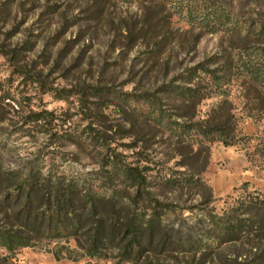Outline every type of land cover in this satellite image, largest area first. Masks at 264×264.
I'll return each instance as SVG.
<instances>
[{"label":"rangeland","instance_id":"obj_1","mask_svg":"<svg viewBox=\"0 0 264 264\" xmlns=\"http://www.w3.org/2000/svg\"><path fill=\"white\" fill-rule=\"evenodd\" d=\"M188 5L0 0V232L31 239L2 242L0 264H264V0H218L229 22L215 28L189 24ZM25 178L115 198L155 216L160 237L127 260L130 240L91 257L84 241L30 234L16 213L50 206L18 196Z\"/></svg>","mask_w":264,"mask_h":264},{"label":"trees","instance_id":"obj_2","mask_svg":"<svg viewBox=\"0 0 264 264\" xmlns=\"http://www.w3.org/2000/svg\"><path fill=\"white\" fill-rule=\"evenodd\" d=\"M183 1L190 3L186 7L188 12L185 15L189 24H194L198 20L204 26L209 25L210 16H214L215 20L212 28L217 27L218 24L223 25L229 22L228 15L223 12V8L218 6V0ZM210 74L212 80H219L218 76ZM179 92L185 96H192L186 95L182 91ZM157 110L160 111L159 108ZM152 117L157 122L163 120L161 115L153 114ZM123 174L125 176L123 183L134 189L142 188L144 192H139L143 195L140 197L145 203H149L152 196L146 189L147 181L142 173L138 170H125ZM195 182L194 177H186L176 182L168 180L165 185L183 187L185 185L193 186ZM17 185L19 186V197L30 199L34 192H41L43 198L47 199V205L50 206V209H43L42 212L36 213L35 210L42 209H32L31 206L24 205L16 213L21 230L36 234L40 238H74L80 245L84 241L89 247L88 255L91 257L99 256L102 250L120 247L130 240V245L124 249V258L128 260L132 253H141L160 237L157 233L158 224L155 216H150L148 219L140 216L132 217L130 209H124L122 203L114 201L115 198L109 199V201L104 197L93 195L79 184L69 183L66 185L51 183V181L40 183L35 178H25L17 179ZM78 197L82 202L81 205L75 203V199ZM263 205L259 201L253 202V206L257 208ZM215 226L219 227L217 223ZM225 226L226 230H230L232 234L252 228L246 220L228 223ZM254 226L257 231L264 230V223H257ZM0 241V244L3 242L10 250H13L12 246L28 247L31 244L30 238L1 232Z\"/></svg>","mask_w":264,"mask_h":264}]
</instances>
